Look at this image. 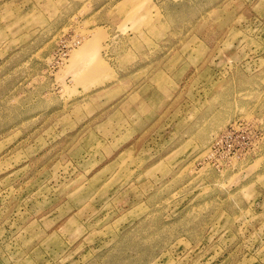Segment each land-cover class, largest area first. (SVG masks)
<instances>
[{
	"label": "rangeland",
	"instance_id": "obj_1",
	"mask_svg": "<svg viewBox=\"0 0 264 264\" xmlns=\"http://www.w3.org/2000/svg\"><path fill=\"white\" fill-rule=\"evenodd\" d=\"M0 264H264V0H0Z\"/></svg>",
	"mask_w": 264,
	"mask_h": 264
},
{
	"label": "bare ground",
	"instance_id": "obj_2",
	"mask_svg": "<svg viewBox=\"0 0 264 264\" xmlns=\"http://www.w3.org/2000/svg\"><path fill=\"white\" fill-rule=\"evenodd\" d=\"M80 55H81V52H78L77 54H75V58L76 59H81V57H80ZM87 62V61H86ZM85 62V63H86ZM84 63V64H85ZM104 68H103V65H101V63H97L96 64V70H103ZM88 72H89V75H86V73L88 74ZM86 71V73H85V77H87V76H89V78H91L93 75L95 76V73H96V71L93 69L92 71ZM90 74H93V75H91L90 76Z\"/></svg>",
	"mask_w": 264,
	"mask_h": 264
},
{
	"label": "crops",
	"instance_id": "obj_3",
	"mask_svg": "<svg viewBox=\"0 0 264 264\" xmlns=\"http://www.w3.org/2000/svg\"><path fill=\"white\" fill-rule=\"evenodd\" d=\"M99 23L102 24V25L109 24L108 21H104V20H100ZM114 36H117V40L121 37L119 34H113L112 37H114ZM110 53H111V50H110ZM118 70H120V69L118 68Z\"/></svg>",
	"mask_w": 264,
	"mask_h": 264
}]
</instances>
